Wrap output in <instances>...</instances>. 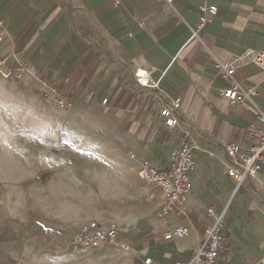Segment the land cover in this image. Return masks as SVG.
I'll return each instance as SVG.
<instances>
[{"label": "crops", "instance_id": "1", "mask_svg": "<svg viewBox=\"0 0 264 264\" xmlns=\"http://www.w3.org/2000/svg\"><path fill=\"white\" fill-rule=\"evenodd\" d=\"M204 4L217 14L192 38ZM0 37L16 76L70 104L51 122L57 149L72 153L61 173L64 182L75 180L70 192L78 194L70 197L102 199L103 206L64 221L118 226L117 238L102 247L70 248L72 263L189 261L216 219L207 211L213 207L225 225L219 264H262L264 187L248 180L237 188L224 146L245 149L264 131L257 115L264 112V67L255 59L264 52V0H0ZM218 60L235 68L233 76ZM136 67L151 70L159 86H139ZM233 83L254 87V103L223 96ZM175 98L180 126L169 130L158 109ZM183 130L198 145L191 192L180 211L161 215L163 190L140 175L141 164L165 166ZM177 226L187 231L165 234Z\"/></svg>", "mask_w": 264, "mask_h": 264}, {"label": "rangeland", "instance_id": "2", "mask_svg": "<svg viewBox=\"0 0 264 264\" xmlns=\"http://www.w3.org/2000/svg\"><path fill=\"white\" fill-rule=\"evenodd\" d=\"M60 109L43 83L0 74V264H75L79 224L64 220L102 210V199L70 197L61 164L72 153L57 149L51 123Z\"/></svg>", "mask_w": 264, "mask_h": 264}, {"label": "built area", "instance_id": "3", "mask_svg": "<svg viewBox=\"0 0 264 264\" xmlns=\"http://www.w3.org/2000/svg\"><path fill=\"white\" fill-rule=\"evenodd\" d=\"M171 6L174 0H165ZM200 14L195 28L192 30V38L199 36L201 30L207 22L217 14L215 5L204 4L199 7ZM1 39V37H0ZM256 61L264 67V52H259ZM217 67L229 76H233L235 68L228 62L217 61ZM0 74L5 77H12L15 71L8 66L7 58L0 51ZM133 77L137 84L146 88H157L159 81L156 80L151 70L142 67H136L133 70ZM222 95L233 103H254V97L257 90L254 87H244L238 83H233L222 91ZM108 98H104L106 103ZM61 107H69L64 100H59ZM181 105V99L175 98L172 102L161 106L158 109V115L169 130L178 129L180 118L178 110ZM257 115L264 123V112L257 110ZM183 137L180 143L175 147L165 166H158L150 159L142 161L140 175L159 185L164 194V201L159 210L161 215L170 212H178L182 204L188 199L192 188V172L196 167V153L198 145L192 134L187 130L182 131ZM226 154L225 166L228 175L236 182L237 188L244 185L248 180L254 182L257 186L264 187V177L261 176V168L264 163V131L258 130L253 133L251 141L245 149L238 142H229L225 144ZM211 156L214 155L209 151ZM208 213L216 215L213 225L208 230L199 251L195 257L189 261H177L174 264H219L221 244L224 239V221L220 214H216L213 207L208 208ZM187 231L184 226H177L166 230V235H180ZM118 235V226L111 224L104 226L97 220L87 221L79 226L70 240V248L74 250L99 248L106 243L115 240ZM124 250H129L130 245L123 244ZM140 264H153L151 257H146ZM264 264V261L262 262Z\"/></svg>", "mask_w": 264, "mask_h": 264}]
</instances>
